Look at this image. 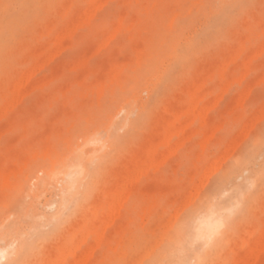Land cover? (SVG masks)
Wrapping results in <instances>:
<instances>
[{"label":"rangeland","instance_id":"1","mask_svg":"<svg viewBox=\"0 0 264 264\" xmlns=\"http://www.w3.org/2000/svg\"><path fill=\"white\" fill-rule=\"evenodd\" d=\"M98 1L0 0V109L11 100V88L20 83L23 75L28 76L24 73L30 74L35 69L30 74L31 92L22 96L21 102L0 123L3 127L1 124L8 120L5 129L0 127V227L4 225L0 233L15 220H23L20 232L32 245L26 248L19 264H47L49 258L58 264L60 257L66 255H61V250H74L78 246L75 240L85 237V224H92L95 213L98 218L103 217L101 212L107 200L115 199L114 204L120 201L116 197L122 195L118 196L114 187L121 188L123 184L117 188L119 180L126 177L125 173L129 176L131 165L135 167L144 157L151 158L148 154L152 152L151 140L156 145L164 128L184 112L188 101L202 96L201 105L207 108L202 109L205 123L201 117L187 125L192 118H183L187 126H179L183 121L178 123L182 131L180 136H174L173 144L180 141L184 144L174 145L176 154L170 149V156L169 147L162 148L158 158L169 157L163 164L151 160L153 164L161 163L158 169L153 164L147 165V159L145 167L150 169L138 182L133 177L139 170L133 172L136 167L129 168L134 174L132 182H128L130 174L129 180L123 181L129 185L123 186L129 187L131 194L120 217L106 227L101 243L93 238L83 243L80 240L81 247L75 255H86L89 252L83 249L97 247L88 255L89 264H151L164 250L174 249L175 237L171 233H176L178 222L193 211L203 210L207 198L203 199L202 193L218 202L216 191L220 187L224 194L227 192L221 196L224 199L233 193L235 184L253 182L244 201L231 211L230 223L221 228L212 248L203 246L199 263L237 264L243 256L240 252L246 254L245 249L253 248L264 230V47L260 45L264 43V0ZM94 3L103 5L94 7ZM87 9L90 11L87 14H92L90 19L83 14ZM78 16L86 21L82 24L75 21L79 24L72 30V20ZM120 23L124 26L120 27ZM69 24L73 32L68 31L67 39H62L61 45L63 40L68 45L59 51L56 40L61 32L65 34L63 30ZM69 32L73 33L71 38ZM259 47L262 51L259 49L257 56ZM38 48L42 49L36 52ZM54 48L58 54L54 56L53 52L52 58L45 56ZM44 56L51 60L44 58L45 65L40 62L38 69L32 67ZM234 57L236 60L232 61ZM224 63L228 65L225 64L226 69ZM242 71L246 73L244 76ZM241 76L244 78L240 81ZM200 84L203 86L199 90ZM225 84L228 87L223 88ZM210 106L214 107L208 109ZM221 121L222 127L217 125ZM209 130L215 132L214 136ZM238 131L249 133L244 138ZM95 133L101 144L106 140L107 147H101L100 143L97 146L95 138V144L91 141L90 136ZM203 138H209L208 142ZM88 139L95 147H85ZM94 151L99 154L93 157ZM164 151L168 155L163 158ZM78 154L84 158L85 170L64 207L63 191L70 184L64 166ZM55 156L56 161L52 159ZM217 158L223 159L221 164L213 161ZM210 162L218 163L217 171L213 165H210L213 171L209 169ZM55 171H61L60 176ZM207 171L210 176L204 185L208 176L203 173L208 175ZM201 176H205L202 183ZM196 182L203 187L200 184L195 188ZM193 191L196 195L190 196L188 202V194ZM185 199L184 204H189L183 207ZM169 221L174 223L171 227L167 225ZM33 225L35 230H31ZM166 225L169 231L165 230ZM157 239H163L159 246ZM246 241L248 246L244 249ZM4 243L3 240L1 245ZM18 244L16 239L15 245ZM152 246L156 247L153 251ZM139 255L143 260L138 259ZM258 256L248 262L243 258V264H264V250ZM74 258L69 256V264ZM3 260L1 264L7 261ZM169 264L176 263L169 259Z\"/></svg>","mask_w":264,"mask_h":264},{"label":"bare ground","instance_id":"2","mask_svg":"<svg viewBox=\"0 0 264 264\" xmlns=\"http://www.w3.org/2000/svg\"><path fill=\"white\" fill-rule=\"evenodd\" d=\"M104 1V3H106L105 2V0H103ZM106 1H108V0H106ZM98 2H102V0H99ZM69 3H70V1H69ZM67 4V3H66ZM96 3H94V7H96V6H102L103 4H100V5H96ZM92 6V5H91ZM93 6L91 7V9L92 8H94ZM102 8V7H101ZM70 9V8H69ZM96 9L97 8H95V11H96ZM88 10V9H87ZM89 10H90V8H89ZM88 10V12H86V13H83V14H87V13H90V11ZM94 9H92V11H93ZM92 11H91V13H92ZM68 12V11H67ZM96 13V12H95ZM83 14H81V15H83ZM80 15V16H81ZM87 15H89V14H87ZM86 15V16H87ZM92 15V14H91ZM91 15H89L88 16V19H90V16ZM93 15H95V14H93ZM123 15V14H122ZM84 16V15H83ZM82 17H79L78 16V19H80L81 21H79L78 19L77 20H72L73 22H72V24H73V28H71V25L70 26H68V29L67 28H65L63 31H65V34L63 33V32H61L62 34V36H63V34L65 35V36H63V37H61V35L59 34V36H58V39L56 40V42H57V45H58V47H59V49H57V50H62L63 51V47H67V45H65L64 44V40H66L67 38H66V35H68L67 33H68V31H72L73 29H74V26H78V25H75L76 23L77 24H79L78 22H80L81 24H82V22H85L86 20H84V21H82V19H81ZM84 19L86 18V17H83ZM123 18V17H122ZM53 19V18H52ZM76 19V18H75ZM122 20V19H121ZM75 21H78V22H75ZM55 22V21H54ZM75 22V23H74ZM49 23H51V22H49ZM51 25H52V23H51ZM116 26V25H115ZM120 27H122V26H124V24L123 23H120V25H119ZM119 26H118V28H119ZM52 27V26H51ZM69 27L72 29H69ZM117 28V29H118ZM67 29V30H66ZM75 30H76V28H75ZM67 31V32H66ZM50 32V31H49ZM73 32V31H72ZM113 33V32H112ZM111 33V34H112ZM72 34L73 33H71V32H69V38H71V36H72ZM114 34H116V32H114ZM113 35V34H112ZM112 35H111V37H112ZM61 37V38H60ZM245 37V36H244ZM62 39H64L63 40V43H62V45H61V42H62ZM109 39H110V37H109ZM54 40V39H53ZM243 40V39H242ZM60 42V43H59ZM108 42V41H107ZM107 42H106V44H107ZM60 44V46L62 47V49H60L61 47L59 46V44ZM66 43H69V44H71V41H69V42H67L66 41ZM244 43V42H243ZM104 45H105V42L103 43ZM260 45H262L263 47H264V43H262V44H260ZM245 46V45H244ZM57 47V48H58ZM261 47V46H260ZM258 48V53H257V51H256V54H257V56L259 55V52H260V50L259 49H261V48ZM139 48H141V47H139ZM39 49L40 48H38V50H36V52L37 51H39ZM42 49V48H41ZM40 49V50H41ZM100 49H101V47H100ZM264 49V48H263ZM56 49L54 48V50L52 49V51H50V52H52V53H50V55H45V56H49V57H51L52 58V54H53V52L55 53L56 51H55ZM58 51V52H59ZM261 51H262V49H261ZM59 53H61V52H59ZM89 53V52H88ZM91 53V52H90ZM96 53V52H95ZM95 53H93V54H95ZM233 53V52H232ZM241 53V52H240ZM239 53V54H240ZM56 54H58V53H55V54H53L54 56L56 55ZM92 54V55H93ZM238 54V55H239ZM261 54V53H260ZM42 57L40 60H39V62L35 65V66H32V67H34V68H36V69H38L37 67H38V64L40 63V62H42V63H44V65H45V62H43L44 61V58H46L45 59V61H50L51 60V58L50 59H48L47 57ZM233 56V55H232ZM238 57V56H237ZM88 58V57H87ZM253 58V57H252ZM227 59H229V58H227ZM226 59V60H227ZM234 59V60H233ZM232 59V61H235L236 60V57H234ZM43 60V61H42ZM87 61H88V59H86ZM230 60V59H229ZM252 60V59H251ZM251 60H250V62H251ZM24 61V60H23ZM82 61V60H81ZM84 62H85V60H83ZM83 61L81 62V63H83ZM228 61V60H227ZM245 61H247V60H245ZM139 62H141V59L139 60ZM226 62V61H225ZM230 62H231V60H230ZM42 63H41V66H39V68L40 69H42L43 68V66L44 65H42ZM47 63H49V62H47ZM227 64H229L228 62H226ZM226 63H224V65L226 64ZM76 64V63H75ZM226 64V65H227ZM248 64V63H247ZM78 65V64H77ZM77 65H75V67H77ZM222 65V64H221ZM226 65L224 66V68L226 67ZM79 66H81L80 64H79ZM228 66V65H227ZM31 67V68H32ZM249 67V66H248ZM247 67V69H249ZM226 69V68H225ZM29 70V69H28ZM35 70V69H34ZM34 70L32 69V71L31 70H29V71H31L30 72V74H32L33 75V73H35L34 72ZM244 71V70H243ZM242 71V75L244 76V74H246V73H244V72H246V70L243 72ZM249 72V71H248ZM248 72H247V74H248ZM224 73V72H223ZM24 74H28V76H26L25 77V75H23V77H21L22 79H20V83L18 82V83H16V86H14L13 88H11V94H12V98H11V100H8L7 102H6V104L4 105V107H1L2 109H0V111H2V112H0V123H1V121H3V119H5L14 109H15V107L18 105V103L19 102H21V100H22V96H24V95H27V94H29L31 91H30V89H28V87L29 88H31V85H30V81H31V79H32V75H30L29 74V72L28 73H24ZM0 75H1V73H0ZM224 75V74H223ZM225 76V75H224ZM243 76H241L240 77V81L244 78ZM25 77V78H24ZM213 77V76H212ZM50 78V77H49ZM242 78V79H241ZM239 79V78H238ZM39 80V79H38ZM35 81V80H34ZM33 81V82H34ZM40 82H41V80H39ZM199 83L201 82V81H199V80H197ZM252 81V80H251ZM40 82H38V83H40ZM203 82V81H202ZM201 82V83H202ZM241 83V82H240ZM249 83V82H248ZM252 83V82H251ZM250 83V84H251ZM36 84H37V82H36ZM32 85H33V83H32ZM228 85V84H227ZM226 84H225V86H223V88L224 87H228ZM252 85V84H251ZM251 85H249L250 87H251ZM201 86H203V84H200V86H199V90L200 89H202V88H200ZM248 86V85H247ZM244 88H246V87H244ZM248 88V87H247ZM252 88V87H251ZM194 89V88H193ZM27 90H29V92H27L26 93V91ZM63 90H65V89H63ZM226 90H227V88L225 89V91L224 92H226ZM244 90V89H243ZM249 90H250V88H249ZM65 92V91H64ZM194 92V91H193ZM223 92V91H222ZM221 92V93H222ZM223 92V93H224ZM191 93V92H190ZM194 93H196V92H194ZM218 94V96L220 95H222V94ZM242 93V94H241ZM240 94L241 95H243V93L244 92H241ZM250 93V92H249ZM240 95V96H241ZM249 96V95H248ZM248 96H246V97H248ZM242 97H244V95L243 96H241V99H243ZM203 97L201 96V98H196V97H192V99H190V101H188V106L186 107V109L184 110V112L181 114L180 113V115H177L175 118H174V120H172L171 122H169L168 123V125L164 128V130H163V132H162V138L160 139V141H156V140H158L159 138H157L156 140H154L153 139V141H156L157 142V144L156 145H152L153 144V142H152V140H151V144H150V142L148 143V145L149 146H153L152 147V152H151V150H150V153H148V154H150L149 156L152 158H150L149 159V157L147 158L148 159V162H147V165H151V164H153V163H155V162H163L164 163V161L166 160V159H168V157L170 156V154L172 155V152L171 151H173L174 149H175V146H177V147H180L179 145H181L182 143L184 144V142H182V141H180V140H183L184 138L183 137H181V138H183V139H181L180 138V143L178 142V144L176 145V144H173V138H174V136H180V133H181V131H182V129H180V125L182 126V124L184 125V123L185 122H187V121H183V118H185V117H191L192 119V121H190L189 122V120H188V122L186 123L187 125H192V124H194V122H196L197 121V119H199V118H201L202 117V123L204 124L205 123V119L203 118V115H202V109H204V108H206L205 106H204V104H203V106L201 105V99H202ZM221 99H222V96L220 97ZM245 99V98H244ZM244 99H243V102H244ZM210 100H213V97H212V99H210ZM85 101V100H84ZM206 102H209V100L208 101H206ZM242 102V103H243ZM215 103H216V100H215ZM240 104H241V102H240ZM241 105H243V104H241ZM215 106V105H214ZM214 106H210V108H208V109H211V108H213ZM207 107H208V105H207ZM261 107V106H260ZM263 107H264V105H263ZM122 108V107H121ZM181 109V108H180ZM207 109V108H206ZM263 110V109H262ZM124 111V110H123ZM205 111V110H204ZM206 111H208V110H206ZM205 111V112H206ZM264 112V111H263ZM207 113V112H206ZM203 114H204V112H203ZM208 114V113H207ZM133 116V115H132ZM261 116V115H260ZM264 116V115H263ZM262 116V117H263ZM262 117H260V119L259 120H261V118ZM11 118H15V117H11ZM17 118V117H16ZM257 118V117H256ZM116 119V118H115ZM223 120V119H222ZM258 120V119H257ZM183 121V123H181V124H179V126H178V123H180V122H182ZM6 122V121H5ZM7 122H8V120H7ZM6 122V123H7ZM11 122V119H10V121H9V123ZM163 122V121H162ZM247 122V121H246ZM255 122V121H254ZM6 123H4V124H1L3 127H1L0 129L1 130H3V128L5 129L6 127ZM218 124L217 125H219L220 126V124L222 123V121L221 122H217ZM184 125V126H187V125ZM248 124V123H247ZM9 125V124H8ZM246 125V124H245ZM160 126V125H159ZM158 126V127H159ZM183 126V128H185ZM126 127V126H125ZM220 127H222V126H220ZM215 128V130L214 131H216L217 129H216V127H214ZM213 128V129H214ZM245 129V128H244ZM246 129H247V127H246ZM103 130V129H102ZM196 130V129H195ZM101 132V131H100ZM100 132H97L98 133V136H99V138H100V135H99V133ZM189 132H191V131H189ZM188 132V133H189ZM209 132L212 134L213 133V131H210L209 130ZM239 132V131H238ZM97 133H95V136L93 135V136H90V139H91V141H94V138H95V140H96V143H97V146H99L100 144H101V142L98 140L99 138L96 136L97 135ZM183 133H184V131H183ZM208 133V132H207ZM206 133V134H207ZM209 133V134H210ZM215 133V132H214ZM214 133L212 134L213 136H214ZM240 133H243L242 131L241 132H239V134ZM249 133V132H248ZM248 133H247V135H248ZM1 134V133H0ZM104 134V133H103ZM187 134V133H186ZM186 134L184 135H182V136H184V137H186ZM208 134V136H210ZM2 135V134H1ZM107 135V134H106ZM244 135V138L247 136L246 135V133L244 132L243 134H242V136ZM102 137H103V135H101ZM206 136V135H205ZM207 136V137H208ZM239 136V135H238ZM37 137H38V135H37ZM97 137V138H96ZM101 137V138H102ZM107 137H108V135H107ZM191 138V137H190ZM189 138V139H190ZM206 138V137H205ZM239 138H240V136H239ZM243 138V137H242ZM108 139V138H107ZM187 139V138H186ZM185 139V140H186ZM204 139V138H203ZM209 138H207V140H208ZM101 140V139H100ZM205 140V139H204ZM207 140H205L206 142H208ZM258 140V139H257ZM88 141H89V139H88ZM87 141V142H88ZM91 141H89L88 143L89 144H85V147L86 146H94L95 147V145H92L90 142ZM98 141V142H97ZM105 141L106 140H104V141H102V142H104L103 144H101V147H103L102 145H104V146H106L105 145ZM243 141V140H242ZM86 142V143H87ZM155 142V143H156ZM93 143V142H92ZM98 143H100V144H98ZM94 144H95V141H94ZM204 144V146H205V144L206 143H203ZM175 145V146H174ZM155 146V147H154ZM173 148H171V147ZM182 146V145H181ZM84 147V146H83ZM82 147V148H83ZM84 147V148H85ZM107 147V146H106ZM164 147H169V150L168 151H170V149H171V153H169V156H167L168 154H165V151H164V154H163V158H164V155H165V157H166V159H161L160 157V160H158L159 158H158V152H160V150L162 149V148H164ZM105 148V147H104ZM147 148V147H146ZM231 148V147H230ZM233 148V147H232ZM236 148H237V146H236ZM81 149V148H80ZM80 149H78L79 151H80ZM103 149V148H102ZM228 148H226V150H227ZM49 150V149H48ZM166 150V149H165ZM176 150H177V148H176ZM175 150V151H176ZM228 150H230V149H228ZM234 150H235V148H234ZM175 151H173V154L175 153ZM76 152H78V151H75L74 153H76ZM96 151H94V153H92V155H93V157L94 156H96V155H98L99 153H95ZM100 152H103V151H100ZM227 152V151H226ZM226 152H224L223 154H226ZM234 152V151H233ZM167 153V152H166ZM231 153H232V151H231ZM176 154V153H175ZM229 154V153H228ZM53 155H56L55 153H53ZM92 155L90 154V157H92ZM161 155V154H160ZM220 155H222V154H220ZM220 155H219V157H220ZM227 155V154H226ZM225 155V156H226ZM225 156L223 155L222 157L223 158H225ZM142 157H144V155L142 156ZM141 156H140V158H142ZM228 157V156H227ZM3 158V157H2ZM139 158V157H138ZM156 158H158L157 159V161H156ZM52 159H55V161L57 160V158H56V156H55V158L53 157ZM95 159H98V158H96L95 157ZM147 159H145V157H144V160H141V159H139L138 161L139 162H137L136 163V161H134L137 165H135V163H134V165H135V167H136V169H134L135 167L133 166V165H131V167H129V168H132V169H134L133 170V172H136L137 170H139L138 171V173H134L133 174V172H132V169H129L128 168V170H131V171H128V170H126L125 172H127L128 171V175L130 176V174H131V181H128V182H132V174L134 175V177H133V180L134 181H136V182H138L139 181V179L141 178V176H143L144 174H146V172L150 169H148V168H146L145 167V163H146V161H147ZM219 158H217L216 160H213V161H219L220 162V160L222 159V158H220L219 160H218ZM226 159L227 158H225V161H226ZM241 159V158H240ZM1 160V159H0ZM3 160V159H2ZM92 160V159H91ZM141 160V161H140ZM149 160H150V162H151V160H153L151 163L149 162ZM162 160V161H161ZM223 160V159H222ZM221 160V161H222ZM242 160V159H241ZM27 161V160H26ZM142 161H144V163H140V162H142ZM28 162V161H27ZM158 162V163H159ZM140 163V164H139ZM150 163V164H149ZM160 163V164H161ZM162 163V164H163ZM211 163V164H210ZM209 163V165H208V167H209V169L211 170V171H213V170H215L217 167H215V165H218V163H216V162H214V163H212V162H210ZM216 163V164H215ZM139 164V165H138ZM142 164H144V166L142 167L141 165ZM160 164H153V165H151V166H155V168L156 169H158V167H159V165ZM220 164H221V162H220ZM219 164V165H220ZM158 165V166H157ZM210 165L214 168H212V167H210ZM137 166H139L140 167V169H139V167L137 168ZM221 166V165H220ZM220 166H218V167H220ZM148 167H150V166H148ZM208 167L206 168V169H208ZM64 168H65V173H66V177H67V181H69V185L68 186H66L65 187V189H64V193H63V195H64V197H63V199H62V204H63V206L65 207V205L64 204H66V202H68L70 199H71V197L73 196V193H72V189H74V188H76V183H77V180H78V178H79V176L80 175H83V172H84V170H85V163H84V158H83V156L82 155H80V154H78L76 157H74L73 159H71L70 161H68L66 164H65V166H64ZM213 170H212V169ZM228 168V167H227ZM227 168H225V171H226V169ZM136 170V171H135ZM209 170V171H210ZM218 169H216L215 171H217ZM209 171H207L208 172V175L207 174H205V173H203V175H206V179H205V181H203L202 179H204L205 178V176H204V178L201 176V178H200V180H199V182L202 180L203 181V184L205 183L206 184V181L209 179ZM214 171V172H215ZM41 172H43V171H41ZM124 172V171H123ZM130 172H132V173H130ZM154 172H155V170H154ZM206 172V171H205ZM213 172V173H214ZM227 172V171H226ZM60 174L61 173V171L60 172H56L55 171V174ZM52 174V173H51ZM58 174V175H59ZM124 174V173H123ZM126 175V177L124 178L123 177V179L121 178V180H119L120 181V185L117 187V188H119L122 184L123 185H125L124 184V182L123 181H125V179H127L129 176H127V173H125ZM210 174H212V173H210ZM53 175H54V172H53ZM61 175H64L63 173L61 174ZM7 176H9V174L8 175H6V177ZM55 176V175H54ZM53 176V177H54ZM60 176V175H59ZM120 176V175H119ZM5 177V176H4ZM6 177H5V180H6ZM55 178H57V177H55ZM7 179H8V177H7ZM39 180V179H38ZM127 180H129V178L127 179ZM239 180V179H238ZM37 181V180H36ZM202 181H201V183H202ZM252 181V180H251ZM199 182L196 184L195 183V188H196V185L199 187V185L201 184H199ZM64 183V182H63ZM66 184V183H65ZM68 184V183H67ZM115 184V183H114ZM128 184V183H127ZM126 184V185H127ZM204 184V185H205ZM253 184V182H251L250 184H248L246 181H243L242 183H238V184H235L234 185V187H233V189H232V191H233V193L231 194V195H229V196H227V197H225L224 199H222V195L224 196L225 194H224V190H222L221 189V187L216 191V194H217V197H220V199H219V201L217 202H214L215 201V198H214V201L212 200V199H208V197H206L207 195H206V193H202V194H204L205 195V198H203V199H206L207 198V200H206V202L204 203V207H203V210L201 211V212H197V211H193V212H191V213H189L184 219H182V220H180L179 222H178V225H177V228H176V233L174 234V233H171L175 238H174V240H173V246H174V249H166V250H164L163 252H162V255L160 256V258H155L153 261H152V263L151 264H165V262H166V264L168 263L169 264V259H173V261H174V263H176V264H199L200 263V258L202 257V253H203V246H207V247H209V248H212V246L214 245V241L217 239V235L221 232V228L224 226V225H228L229 223H230V217L232 216V214H231V211L234 209V207H236L237 205H239L240 206V203H242L243 201H244V199H245V197H246V194H247V192L249 191V188H250V186ZM121 186V188L120 189H116V187H114V191L117 193L118 192V196L119 195H122V196H120L121 198H119V197H116V198H118L119 200H117V201H119L118 203H116V204H114L115 203V199H114V201H112L110 198V200H107V201H109L104 207H103V212H101L102 214H103V217L102 218H98L99 217V214L98 213H95L96 214V216L94 217V220H93V222H92V224H85L86 225V231H85V237H83L82 238V236H84V235H82L81 237H79L78 239H79V241L80 240H83L82 241V243L83 242H85L87 239H89V238H93L96 242H98V243H101V241L102 240H104V238H105V229H106V227L108 226V225H111V224H113L116 220H117V218L118 217H120V212L122 211V209H124L125 208V206H126V202H127V198H128V194H131V189H129V187H127V186ZM129 185V184H128ZM138 184H136V186H137ZM250 185V186H249ZM51 186V185H50ZM114 186V185H113ZM131 186V185H130ZM135 186V185H134ZM150 186H152V184H150ZM201 186H202V184H201ZM34 187V186H33ZM124 187V188H123ZM132 187H133V185H132ZM203 187V186H202ZM129 189V190H128ZM194 189V188H193ZM199 189V188H198ZM136 190V189H135ZM192 191V190H191ZM195 191V190H194ZM194 191L192 192V195H190L191 193H189L187 196L190 198V199H188L187 198V196H186V198H187V200H188V202H189V200H191V197L190 196H193V198H194V195H196V193H194ZM198 190L196 189V192H197ZM199 191H201V189L199 190ZM120 192V193H119ZM130 192V193H129ZM127 193V194H126ZM26 195H27V193H26ZM173 199V198H172ZM186 199L185 200H183L182 201V203H183V207L185 206H188V204L186 205V204H184V203H187L186 201H187ZM195 200V199H194ZM195 203V202H194ZM198 203V202H197ZM101 205H102V203H100ZM190 204H192V202L190 203ZM196 205V204H195ZM100 206V205H99ZM98 206V207H99ZM180 206H182V204H180ZM179 206V207H180ZM252 206L254 207V204H252ZM51 207H55V205L54 206H51ZM51 207H49V209H51ZM98 207H94V209L95 208H97L98 209ZM178 207V208H179ZM183 207H182V209H183ZM89 209V208H88ZM90 209H92V208H90ZM94 209H92L91 211H93L94 212ZM181 209V208H180ZM181 209V210H182ZM53 210V209H52ZM177 209H175V211H176ZM180 210V211H181ZM183 211V210H182ZM98 212V211H97ZM177 212H178V210H177ZM259 212V211H258ZM180 213V212H179ZM233 213H234V211H233ZM176 214V213H175ZM174 214V216L173 217H175L176 216V218H177V216L179 215L178 213V215H175ZM105 215V216H104ZM13 216V215H12ZM11 216V217H12ZM173 217H171V218H173ZM38 219L40 218V217H37ZM176 218H175V220H176ZM9 219V218H8ZM43 219V218H42ZM170 219V218H169ZM174 219V218H173ZM40 220V219H39ZM174 220V221H175ZM173 221V222H174ZM7 222V221H6ZM21 222H23V220H15L14 222H12L10 225H8L7 227H6V225H5V227L7 228V230L5 231V232H3V233H0V260L2 259H7V261L4 263V264H19V262H20V260H21V257L23 256V254H25V251H26V248H28V247H30L31 245H32V243L29 241V240H27V238H25V236H24V234L23 233H21L20 232V228H19V226H20V224H21ZM170 222V221H169ZM158 223V222H157ZM6 224V223H5ZM171 224V225H170ZM172 224H174V223H172V222H170L169 224L167 223V225H170V227L172 226ZM71 225V224H70ZM167 225H166V227H167ZM154 226V225H153ZM36 227V225H33V227L31 228V230L32 229H36L35 228ZM68 227V226H67ZM165 227V228H166ZM170 227H167V229H165V230H167V231H169L168 230V228L170 229ZM226 226H224L223 228H225ZM3 229L4 228V225H2L1 227H0V229ZM250 228V227H249ZM117 229V228H116ZM252 229V228H251ZM155 230V229H154ZM253 230V229H252ZM66 231V230H65ZM25 232V231H24ZM70 232V231H69ZM165 233H167V232H165ZM252 233V232H251ZM263 233H264V230H263ZM262 232H261V234L259 235V236H257V238H256V241H254V243H255V245H254V247L252 248V246L250 247V249L248 250V251H246V249H245V247H247L248 246V241H246L244 244H243V247H244V249H245V253L246 254H248V256L246 255V254H242V252H240L241 253V256L239 255V257H241V258H239L238 256H237V258H239V259H241V260H239V259H237V260H239V262L237 263V264H243V258H244V262H248V261H250L249 259H251V258H253V257H255V259H256V257H259L258 255L260 254V252H263V250H264V234H263ZM113 234V233H112ZM77 235V234H76ZM75 235V236H76ZM164 235V234H163ZM221 235V234H220ZM243 236L244 235H246V234H242ZM75 236H73V241H74V237ZM172 237V236H171ZM66 238V237H65ZM80 238H82V239H80ZM162 238L164 239V236H162ZM16 239L18 240V242H19V244L18 245H15V242H16ZM77 239V240H78ZM163 239L162 240H160V239H157V240H160V241H157L158 242V246L160 245V243L159 242H161V241H163ZM172 239H173V237H172ZM2 240V241H1ZM3 240L5 241V243L3 244V245H1V243H3ZM62 240H63V238H62ZM77 240H75V244H77L78 246L76 247V245L74 244V246L76 247V248H73L74 250H69V252L66 250L67 248H65V250L63 251V250H61L63 253L61 254V255H63L64 253H66V255L65 256H61L60 257V262L58 263V264H69V256L70 255H74V260H72V263L71 264H89V256H90V252L91 251H93L94 252V250L97 248H91V249H89L88 248V246H92V244H94V242H92V244L91 245H88V246H86L88 249H83L84 251H87V252H89V253H87L86 255H84L83 254V256L82 255H75L76 254V251H77V249H80V247H81V241L80 242H78L79 244H80V246H79V244L76 242ZM228 240H230V239H228ZM246 240H247V236H246ZM122 241V240H121ZM41 244V243H40ZM153 244V246H154V243H152ZM151 244V245H152ZM95 246H96V243L94 244ZM152 246V248L153 249H151V251H153L155 248ZM232 246H234V245H232ZM235 247V246H234ZM69 248H70V246H69ZM68 248V249H69ZM148 248V247H147ZM236 248V247H235ZM115 249H116V247H115ZM233 249V248H232ZM237 249V248H236ZM148 251L147 252H149V253H151L149 250L150 249H147ZM251 250V251H250ZM65 251H67L68 252V254H67V252H65ZM144 251H146V249H144ZM236 251V250H235ZM249 251L250 252H252V256H251V258L249 257L250 256V253H249ZM47 252H48V250H47ZM93 252H92V255H93ZM57 253V252H56ZM142 253H145V252H141V255H142ZM149 253H145V254H148V255H150ZM244 253V252H243ZM50 254V253H49ZM48 254V255H49ZM70 254V255H69ZM257 254V255H256ZM60 255V254H59ZM89 255V256H88ZM147 255V256H148ZM245 255H246V258H245ZM254 255V256H253ZM54 256V255H53ZM52 256V254H51V258H54V259H56L55 257H53ZM56 257L58 256V254L57 255H55ZM146 256V257H147ZM63 257V258H62ZM87 257V258H86ZM142 256H140L139 255V257H138V259L139 258H141ZM223 257V256H222ZM261 257V256H260ZM58 258H59V256H58ZM137 259V260H138ZM245 259H248V260H245ZM260 259V258H259ZM47 260V259H46ZM50 260V261H49ZM51 260L52 259H48V261H49V263H51V264H53V262H51ZM140 260V259H139ZM141 260H143V258H141ZM253 260V259H252ZM240 261L242 262V263H240ZM256 261V260H255ZM3 262H4V260H3ZM2 262V263H3ZM133 262V261H132ZM131 262V263H132ZM141 262V261H140ZM210 262V261H209ZM208 262V263H209ZM254 262V261H253ZM252 262V263H253ZM48 262H47V264H49ZM55 263V262H54ZM127 263V262H126ZM128 263H130V262H128ZM134 263H137V262H134ZM250 263V262H249ZM249 263H247V264H249ZM1 264V263H0ZM46 264V263H45ZM56 264V263H55ZM140 264H142V262L140 263ZM212 264V263H211ZM246 264V263H245Z\"/></svg>","mask_w":264,"mask_h":264}]
</instances>
